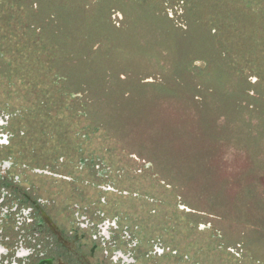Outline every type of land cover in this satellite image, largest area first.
<instances>
[{
  "label": "rangeland",
  "instance_id": "obj_1",
  "mask_svg": "<svg viewBox=\"0 0 264 264\" xmlns=\"http://www.w3.org/2000/svg\"><path fill=\"white\" fill-rule=\"evenodd\" d=\"M142 2L43 1L27 23L44 25L47 12L53 43L63 48L53 63L88 79L87 111L100 129L93 148L151 163L155 178L148 170L131 181L150 195L153 217L170 216L177 196L179 209L204 224L188 238L217 239L219 264H264V50L247 51L253 66H237L250 37L242 33L240 45L224 37L208 15L212 0H189L185 10Z\"/></svg>",
  "mask_w": 264,
  "mask_h": 264
},
{
  "label": "flooded vegetation",
  "instance_id": "obj_2",
  "mask_svg": "<svg viewBox=\"0 0 264 264\" xmlns=\"http://www.w3.org/2000/svg\"><path fill=\"white\" fill-rule=\"evenodd\" d=\"M20 1L28 4L31 20L43 1L88 5ZM224 1L230 4L232 39L239 44L242 33L250 37L243 60L234 63L253 66L247 51L264 50V0ZM45 15L44 25L27 23L31 45L45 60L29 58L20 73L9 71L0 54V264H219L223 247L214 245L217 239L188 238V231L204 224L193 220L199 214L179 209L177 196L165 220L145 207L151 197L131 178L149 177L148 170L155 178L150 162L135 155L115 161L98 151L106 147L93 148L100 129L87 111L88 79L53 63L63 48L53 43L57 31L49 29Z\"/></svg>",
  "mask_w": 264,
  "mask_h": 264
},
{
  "label": "trees",
  "instance_id": "obj_3",
  "mask_svg": "<svg viewBox=\"0 0 264 264\" xmlns=\"http://www.w3.org/2000/svg\"><path fill=\"white\" fill-rule=\"evenodd\" d=\"M174 1L172 5L174 9L175 7L177 8L176 5L180 3L179 1L184 2V0ZM212 1H214L215 4L209 6L208 15H211L213 20L219 23V30H222L224 37L231 40L230 4L224 0ZM138 2L143 3L142 0H138ZM157 4L158 3L153 5L151 9L154 14L161 9ZM28 7L27 3L20 0H0V54L6 58V67L9 71L22 73L26 66L24 64L29 58L32 60H45L46 58V56H42L40 53L35 52L38 45H31L32 38L29 34L30 26L27 25V21H29V19L31 20V16L27 17V14L30 15V9ZM187 7L188 4L185 2L182 6H179V8H183L184 10ZM189 10L190 14L194 15L193 22H197L198 17L195 15L196 9L192 7ZM219 46L221 48L220 43ZM222 47H224V45Z\"/></svg>",
  "mask_w": 264,
  "mask_h": 264
}]
</instances>
